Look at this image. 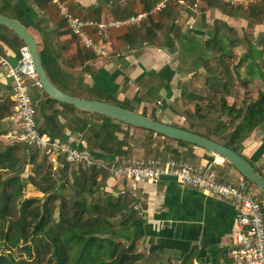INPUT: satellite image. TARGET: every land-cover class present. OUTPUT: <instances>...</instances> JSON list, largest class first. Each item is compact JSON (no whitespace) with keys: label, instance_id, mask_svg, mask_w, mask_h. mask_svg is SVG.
I'll use <instances>...</instances> for the list:
<instances>
[{"label":"crops","instance_id":"0c3cea01","mask_svg":"<svg viewBox=\"0 0 264 264\" xmlns=\"http://www.w3.org/2000/svg\"><path fill=\"white\" fill-rule=\"evenodd\" d=\"M65 1L74 15L93 21L121 18L137 12L147 14L136 25L109 28V52L102 56L79 46L48 0H0V15L16 19L30 32L36 41L45 73L58 88L74 96L113 102L165 123L185 121L180 114L187 107L180 95L181 89L189 92L190 83L201 80L202 73H208V69L220 72L221 66L213 68L209 64L204 65L202 60L205 57L199 58L206 47L205 40L214 32L215 23L223 22L235 29L225 32V36H236L231 50L240 49L235 53L239 55L247 51V42L252 45L244 39L245 34L257 38V34L264 31V18L260 23H251L235 13L239 10L229 9L214 1L203 2L200 11L195 13L185 2L182 4L178 0H171L163 9L151 13L149 10L158 0ZM13 34L0 25V55L11 64L16 62L18 49L23 45ZM244 46L246 50L243 51ZM245 65L247 62L239 67L243 77H246ZM232 67L227 68L231 70ZM257 72L259 74L258 69L253 72L251 68L247 78L249 88L255 86L254 82H261L255 76ZM206 75L203 79L205 86V81H208ZM30 94L34 103L39 98L40 88L32 86ZM0 101L9 109V115L2 118L6 128L16 126L10 81L1 64ZM38 105L37 117L40 118L39 123L45 119V133L57 139H65L67 135L79 138L80 145L89 151L90 156L108 165L143 157L136 154L148 146L141 141L142 138L136 140L135 134H131V130L137 127L105 115L86 112L71 105L63 106L57 101L50 103L44 94ZM52 109L56 113H51ZM101 124L107 125V128L100 129L97 134L102 136L107 131L112 132L114 137L104 143L91 136L93 130L90 128L99 129ZM191 126L188 122L183 125L185 128ZM127 128L128 132L125 133ZM116 139L121 140L122 144ZM0 141L8 143L1 138ZM172 142L175 143L169 146L176 154L167 149V153L160 156L156 155V149L152 156L160 159L168 156L181 158L201 168L213 169L216 178L231 183L238 177L239 173L226 161H219L218 156L195 145L181 146L175 140ZM16 145L21 151L24 149L27 156L34 154L32 164L43 163L41 150L22 143ZM103 146L113 149L103 150ZM149 147L155 149L154 143ZM237 150L264 176V134L260 129L249 132ZM48 164L57 186L62 177L72 180L69 163L66 164L62 155L47 156L43 165L47 167ZM72 165L74 169L78 166ZM32 166L25 164V173H21V176H26ZM99 171L93 194L103 199L108 194L118 197L121 194L119 191L124 190L123 200L131 206L125 208V215L121 219L132 212L123 228L133 239L135 259L132 264H228L227 253L232 245L236 224L235 208L229 202L177 183L171 176L161 175L156 181H117L107 171ZM248 187L254 193L252 185L248 183ZM33 188L29 183L24 187L27 193L35 190L37 194L34 195L42 196ZM126 192L132 194L129 196ZM118 239L123 241L122 238Z\"/></svg>","mask_w":264,"mask_h":264},{"label":"trees","instance_id":"16d2710c","mask_svg":"<svg viewBox=\"0 0 264 264\" xmlns=\"http://www.w3.org/2000/svg\"><path fill=\"white\" fill-rule=\"evenodd\" d=\"M234 9L244 13V17L251 23H260L264 18V0ZM230 31L233 29L225 23H215L214 32L205 40L206 47L203 48L204 52L199 58L208 54L205 51L207 49L218 54L217 61L220 65L224 62L222 56L233 61L231 48L236 38L231 40L229 36H225V32ZM259 34L261 37L258 39L264 45V31H260ZM14 37L21 43L16 35ZM247 46V51L237 56L231 70L225 65L218 70L220 72L208 69L206 75L208 81H205L208 92L200 101L197 102L196 98L189 99L190 93L183 89L180 91L185 104L192 105V110L187 111L185 108L180 112L181 116H185L191 125L194 124L193 122L203 120L213 124V128L209 129L207 134L195 128L191 131L214 139L237 152V147L249 132L256 128L264 131V93L257 91L249 100H245L242 94V92L251 94L247 86L248 75L251 74L253 63L251 61L259 54L250 43L247 42ZM246 62V77H243L239 67ZM50 82L54 84L51 80ZM224 95L233 97L228 101ZM46 98L50 103L55 102L47 96ZM236 99L241 100L239 105H236ZM60 104L69 106L65 103ZM40 108L42 110V105ZM51 113H56V110L52 109ZM6 115H9V109L0 101V134L7 129L5 120H2ZM223 115L226 119H221ZM150 118L156 120L154 117ZM44 121L39 123V128L46 132ZM106 128L107 125L103 124L99 129L91 127L90 129L93 130L91 136H96L101 143L113 139L112 132L111 135L107 131L105 133L102 131ZM100 129L104 133L102 136L97 134ZM146 131L159 135L150 130ZM225 131V137H220V133ZM211 134L216 137H212ZM116 141L122 144L121 140L116 139ZM175 141L181 146L192 145ZM16 144L18 143H5L0 147V264H41L43 261L45 264H53V262L54 264H132L135 259L132 252L133 239L123 231L132 212H129L126 218L116 221L115 217L121 218L125 215L128 202L125 199L120 200V203L113 201L114 197L111 194L103 199L93 196L97 188L96 177L100 172L99 169L82 166L79 169L72 168V180L62 177L57 186V181L49 169L50 165L48 164L47 167L43 165L47 156L42 154L43 163L32 164L34 154L30 153L27 156V152L24 149L21 151ZM106 147L103 146V150L113 149L110 146ZM167 149L175 153L169 145ZM25 164L33 166L30 172L22 177ZM254 169L258 171L256 167ZM3 173L7 174L2 175ZM246 181L251 183L247 179ZM27 183L42 193L41 199L21 197ZM65 190L72 191L71 201L63 199L62 192ZM17 200L20 201L19 204ZM64 209L71 210L69 221H66L61 213ZM27 219L30 220L28 227L25 226ZM115 225L119 227L114 228ZM118 238H122L123 241H118Z\"/></svg>","mask_w":264,"mask_h":264},{"label":"built area","instance_id":"2783aa9c","mask_svg":"<svg viewBox=\"0 0 264 264\" xmlns=\"http://www.w3.org/2000/svg\"><path fill=\"white\" fill-rule=\"evenodd\" d=\"M48 1L53 5L65 28L75 37L79 46L97 56L106 55L109 52L107 46L109 28L136 25L147 14L137 12L121 18L93 21L74 15L65 0ZM169 1L171 0L156 1L149 13L163 9ZM178 1L182 4L185 2L195 13L200 11V5L205 1L218 2L230 8H244L260 0ZM18 51L19 56L13 64L0 55V64L4 66L5 74L10 81L12 114L17 123L16 126L0 134L3 141L22 143L41 150L46 156L60 154L66 163L105 170L117 181H156L161 175H166L173 177L177 183L226 200L236 212L232 245L227 253L228 264H264V200L261 195L250 192L245 178L239 174L233 183L220 180L216 178L213 169L201 168L173 156L164 159L157 156L136 157L108 165L90 156L89 151L80 145L81 141L77 137L67 135L65 139H57L49 136L39 128L37 110L30 94L32 86L40 88V85L35 77L29 54L23 45ZM219 161L225 160L221 158ZM119 192L125 194L124 190ZM130 193L126 192V195L130 196L132 194Z\"/></svg>","mask_w":264,"mask_h":264},{"label":"water","instance_id":"95a60500","mask_svg":"<svg viewBox=\"0 0 264 264\" xmlns=\"http://www.w3.org/2000/svg\"><path fill=\"white\" fill-rule=\"evenodd\" d=\"M0 25L12 31L21 40L29 54L35 77L40 85L39 98L34 102L38 110V102L42 94H44L54 101L71 105L76 109L105 115L123 124L150 130L162 137L198 146L211 154L220 156L227 163L232 165L243 178L255 185L264 199L263 175L255 170L252 163L239 152L214 139L204 137L189 129L165 123L160 120H154L144 114L130 110L116 103L78 97L66 93L50 82L41 63L36 41L26 27L16 19L3 15H0Z\"/></svg>","mask_w":264,"mask_h":264},{"label":"rangeland","instance_id":"374dc122","mask_svg":"<svg viewBox=\"0 0 264 264\" xmlns=\"http://www.w3.org/2000/svg\"><path fill=\"white\" fill-rule=\"evenodd\" d=\"M235 13L238 14V15H240V16L241 15L244 16V13H241L240 10L239 11H236ZM229 37H232V34ZM256 37L257 38H253L252 37V34H250V35H246L245 34V38L244 39L246 41L251 42L252 45L255 47V50L256 51H260V53H261V54L257 55L255 58H253V60L251 61V62H253L252 65H251L252 71L255 72L256 69L259 70V74L257 72V74L259 76L258 75H255V76L256 77H259V80L261 82L256 81V82L253 83L255 86H252L251 88L248 87L249 88L248 90H249V92L251 91V94H247L248 92H242L243 96H245V100L252 99V97L255 96V94H256L257 91H261V92L264 93V49H263L264 48V45L258 39V37H261L259 33L257 34ZM235 38H236V36H233L232 37V39H235ZM244 49H245V46L243 48V51H244ZM237 51L239 52L240 49L239 50L238 49L231 50V52H232V54L234 56L233 61H230L229 59H225V57L222 56V59L224 60V62H223V64L220 65L218 63V61H217L218 54L216 52L211 51V50H206V52L208 54L205 56V60L204 61L202 60V63L204 65H208L209 64L213 68H218V67L223 66V65H226L227 67H232L233 64H234V62H236L237 56L239 55V54H235V53H237ZM206 74L207 73H205V71H204L202 73L201 80L194 81V83H190V85H189V92H188V93H190L189 99H195L196 98L195 100L198 102V101L201 100V97L205 93L208 92L207 86L203 85V79H204V77H205ZM232 97H233L232 95L231 96H229V95L226 96V98H227L228 101H230ZM235 103H236V105H239L241 103V100L236 99ZM186 110L187 111H191L192 110V105H187ZM183 117H184L185 121L184 120H181L180 123H169V124H175L177 126H183V125H186V122H188V123L190 122L188 119L185 118V116H183ZM221 119H226V116L223 115L221 117ZM193 123L194 124H193L192 128H187V129L191 130V129L195 128V129L199 130L202 133H206L209 129H212L213 128V124H211L209 121H206V120H203L202 122L197 121V122H193ZM138 128L139 127H137L136 129L131 130V134H135V137H136L135 139L136 140H138L139 138H142L141 141L144 142L145 145L148 144V146H144L143 147L144 149H142L139 152H137V154H136L137 156H143V157L152 156L153 153H154L153 150L156 151V149H157V154L156 155L159 154L160 156H164L167 153V147H168V145H171L172 143H175V142H172L173 141L172 139H168V138H165V137H162V136H159V135L150 134L146 130H143V129L141 130V129H138ZM126 131L128 132V128L126 129ZM260 131L264 134V131L263 130H260ZM225 135H226V131L220 133L219 136L220 137H225ZM211 136L212 137H216V136H214L212 134H211ZM151 143H154L155 149H151L149 147V144H151ZM4 144L2 143V141H0V147L2 145H4ZM19 154H21L20 153V150H19ZM218 158L221 159V157H219V156H218ZM72 167H75V166H73L72 164H68V169L70 168L69 169L70 173H71ZM79 168H80V165L76 166V169H79ZM24 171L25 170H23L22 173H25ZM26 173H27V171H26ZM5 174H7V173H3L2 175H5ZM24 176L22 175V177H24ZM68 179H70V177H68ZM250 185H252V183H250ZM252 187L254 188V193H256L257 195H261V193L255 188L254 184L252 185ZM26 193H27L26 192V189H24L23 194H22L21 197L22 198L34 197L36 199H41V197H42L40 195L39 196L34 195V194H37V192L35 190H32V192L29 191V193H27V194ZM71 194H72V191L71 190H65V191H63L62 192L63 199H65V201H71V198H72V195ZM93 196L96 197V195H94V194H93ZM261 197H262V195H261ZM112 200L113 201H117L118 203H120V200H123V195L120 194L119 198L118 197H114ZM17 203L19 204L20 201L17 200ZM126 206L129 207V208H131V206L129 204L128 205L126 204ZM61 213H62L63 217L66 219V221H69L71 210L70 209H66V210L64 209V210H62ZM115 219H116V221L118 219L121 220V218H117V217H115ZM263 219H264V216H263ZM29 223H30V220L27 219L26 222H25V226L28 227V224ZM123 231H125L126 233L129 234L128 230H123ZM41 264H45V261H43ZM53 264H54V262H53Z\"/></svg>","mask_w":264,"mask_h":264},{"label":"bare ground","instance_id":"6f19581e","mask_svg":"<svg viewBox=\"0 0 264 264\" xmlns=\"http://www.w3.org/2000/svg\"><path fill=\"white\" fill-rule=\"evenodd\" d=\"M216 156H218V155H216ZM220 157V156H219Z\"/></svg>","mask_w":264,"mask_h":264}]
</instances>
